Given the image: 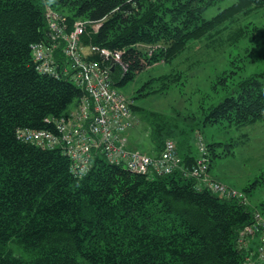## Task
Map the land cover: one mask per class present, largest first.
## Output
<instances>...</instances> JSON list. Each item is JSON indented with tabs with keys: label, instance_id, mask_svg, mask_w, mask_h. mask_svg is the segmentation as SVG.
Here are the masks:
<instances>
[{
	"label": "trees",
	"instance_id": "1",
	"mask_svg": "<svg viewBox=\"0 0 264 264\" xmlns=\"http://www.w3.org/2000/svg\"><path fill=\"white\" fill-rule=\"evenodd\" d=\"M220 1L0 0V264H264L242 234L256 223V209L198 187L190 175L200 142L210 169L213 155L227 154L217 152L221 140L204 141L203 128L264 122V69L247 73L246 63L224 69L223 99L196 111L169 113L135 104L136 98L167 94L183 83L184 71L141 77L156 64L173 65L193 43L236 45L258 36L259 25L240 21L264 9V0H236L206 18ZM47 4L64 16L69 30L77 20L86 21L82 47L122 52L110 71L112 85L120 90L134 83L125 95L132 115L140 111L149 124L152 156L163 152L167 140L176 143L173 172H132L97 152L91 168L77 175L61 148L20 137L27 129L57 134L54 121L86 94L68 75L37 68L32 45L51 42ZM60 49L55 55L63 68L67 61ZM86 58L110 65L97 52Z\"/></svg>",
	"mask_w": 264,
	"mask_h": 264
},
{
	"label": "built area",
	"instance_id": "2",
	"mask_svg": "<svg viewBox=\"0 0 264 264\" xmlns=\"http://www.w3.org/2000/svg\"><path fill=\"white\" fill-rule=\"evenodd\" d=\"M45 15L51 42L49 45H32L38 70L56 77L68 75L69 79L85 89L86 94L74 109L54 121L57 134L49 130L27 129L22 130L20 137L44 148H61L71 159V170L77 175H83L91 168L93 155L97 152L111 163L124 165L132 172L152 176L173 172L179 162L173 140L166 141L159 156L149 155L129 145L127 131L133 120L130 103L123 92L113 87L110 73L120 62L122 52L95 45L84 48L80 44L86 30L84 20H77L73 29L69 30L64 16L49 4L46 5ZM97 28L98 25L95 26ZM58 48H61L67 61L63 68L55 55ZM94 52L102 54L110 65L101 66L99 62L86 58ZM199 148L200 155L190 171V175L198 180V187L208 188L225 197H240L222 182L209 178L210 160L204 142H200ZM241 200L245 202V199ZM255 228V225L247 226L242 234H252ZM258 254L264 261V243Z\"/></svg>",
	"mask_w": 264,
	"mask_h": 264
},
{
	"label": "rangeland",
	"instance_id": "3",
	"mask_svg": "<svg viewBox=\"0 0 264 264\" xmlns=\"http://www.w3.org/2000/svg\"><path fill=\"white\" fill-rule=\"evenodd\" d=\"M235 1L222 0L211 6L204 16L208 19L212 18L221 9ZM244 22L249 23L250 27L255 24L259 25L263 31L260 30L257 32L258 36L252 37L243 44L241 42L236 45L221 46L219 40L211 44L208 40L197 41L173 65L156 64L150 68V71L142 75V80L146 81L149 76L157 77L173 71H184L186 77L183 78V83L172 87L167 94L156 93L136 98L135 104L149 110L169 113H174L176 109H186V107L188 108L187 112L196 111L202 105L207 106L213 101L218 102L223 99L226 92L222 89L224 84L219 82V76L224 69H233L235 64L246 63L247 73L263 70L264 9L241 19L240 24ZM159 84V82L156 83V85ZM141 85L140 83L137 86ZM132 86L134 83H130L128 87H122L120 90L129 96L128 89ZM245 135L247 138L243 137ZM128 136L129 145L149 154H155L152 148L149 124L144 120L140 111L134 114L132 124L128 129ZM202 138L206 143L212 142L213 139L223 142L217 148V152H226L227 154L212 156L209 178L222 182L228 188L235 190L240 194L238 198L245 199L250 206L256 209V223L253 224L256 228L252 234L247 235L248 241L245 243L250 248L259 249L264 243L261 236L262 234L264 239V122L260 121L240 129H219L206 126L203 128ZM197 142L198 140L195 143ZM232 143H234L233 146L228 145ZM232 148L234 153H228V149Z\"/></svg>",
	"mask_w": 264,
	"mask_h": 264
},
{
	"label": "crops",
	"instance_id": "4",
	"mask_svg": "<svg viewBox=\"0 0 264 264\" xmlns=\"http://www.w3.org/2000/svg\"><path fill=\"white\" fill-rule=\"evenodd\" d=\"M85 51H86V50H85ZM128 137H129V136H128ZM129 142H130V141H129ZM130 146L134 148V146H133V145H131V144H130Z\"/></svg>",
	"mask_w": 264,
	"mask_h": 264
}]
</instances>
